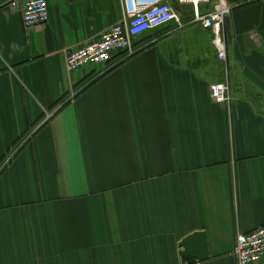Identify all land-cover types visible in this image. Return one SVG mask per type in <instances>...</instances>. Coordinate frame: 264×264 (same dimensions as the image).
I'll list each match as a JSON object with an SVG mask.
<instances>
[{
	"label": "crops",
	"instance_id": "0c3cea01",
	"mask_svg": "<svg viewBox=\"0 0 264 264\" xmlns=\"http://www.w3.org/2000/svg\"><path fill=\"white\" fill-rule=\"evenodd\" d=\"M26 1L0 0V264H183L197 232L196 264H238L264 225V0H227V64L187 7L103 75L67 56L122 0H47L33 29Z\"/></svg>",
	"mask_w": 264,
	"mask_h": 264
},
{
	"label": "built area",
	"instance_id": "2783aa9c",
	"mask_svg": "<svg viewBox=\"0 0 264 264\" xmlns=\"http://www.w3.org/2000/svg\"><path fill=\"white\" fill-rule=\"evenodd\" d=\"M125 16L121 23L114 25L101 39L87 43L67 56V69L75 72L88 66L101 69L105 74L113 64L115 57L127 58L133 54V39L172 22L181 25L183 12L193 24L212 34V42L218 58L228 63V49L225 35V23L231 13L227 0H217L213 11L204 12L213 0H122ZM50 21L47 0H27L23 5V23L27 29L45 27ZM215 97L223 100L224 87L214 88ZM234 255L238 264H256L264 256V225L237 237Z\"/></svg>",
	"mask_w": 264,
	"mask_h": 264
},
{
	"label": "water",
	"instance_id": "95a60500",
	"mask_svg": "<svg viewBox=\"0 0 264 264\" xmlns=\"http://www.w3.org/2000/svg\"><path fill=\"white\" fill-rule=\"evenodd\" d=\"M180 247L183 264H196L209 258L208 239L205 232H197L184 239Z\"/></svg>",
	"mask_w": 264,
	"mask_h": 264
},
{
	"label": "trees",
	"instance_id": "16d2710c",
	"mask_svg": "<svg viewBox=\"0 0 264 264\" xmlns=\"http://www.w3.org/2000/svg\"><path fill=\"white\" fill-rule=\"evenodd\" d=\"M213 1H214V0H213ZM179 10L181 11L182 14H184V16L186 15V12H185V11L183 12L182 9H179Z\"/></svg>",
	"mask_w": 264,
	"mask_h": 264
}]
</instances>
